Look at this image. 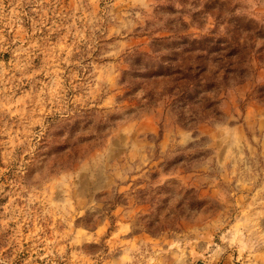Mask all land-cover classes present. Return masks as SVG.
<instances>
[{
  "label": "rangeland",
  "instance_id": "374dc122",
  "mask_svg": "<svg viewBox=\"0 0 264 264\" xmlns=\"http://www.w3.org/2000/svg\"><path fill=\"white\" fill-rule=\"evenodd\" d=\"M0 264H264V0H0Z\"/></svg>",
  "mask_w": 264,
  "mask_h": 264
},
{
  "label": "trees",
  "instance_id": "16d2710c",
  "mask_svg": "<svg viewBox=\"0 0 264 264\" xmlns=\"http://www.w3.org/2000/svg\"><path fill=\"white\" fill-rule=\"evenodd\" d=\"M202 42H206L208 43L210 46H215L216 43H213V41H208L207 38H204ZM194 43H196V41H192L191 43L188 41V40H185L182 42V45H185V46H189V45H193ZM193 49H191L190 52H194L195 51V44L193 45L192 47ZM199 50V48H198ZM204 52L210 54V53H214L216 52V50L214 49V47H209V49H204L203 50ZM184 53H188V51H182L180 56H179V59H175L176 60H179V65H176L178 67V70H181V71H184L187 72L186 74H184L183 78H191L192 80L195 79L194 76H191L190 75V72L191 71H195V69L192 67L193 65L190 66V64H196L195 62H198L199 60V56H190L188 57H185ZM192 53H190L191 55ZM178 63V61H176ZM187 62H191V63H187ZM167 67H163V62H159L158 64V71L156 72L158 76H170L171 75V72L169 71V69H166ZM164 69H166V71H164ZM179 73V72H178ZM193 77V78H192Z\"/></svg>",
  "mask_w": 264,
  "mask_h": 264
}]
</instances>
